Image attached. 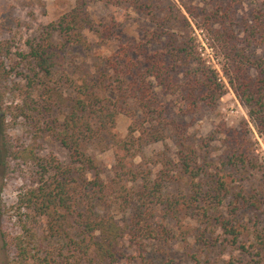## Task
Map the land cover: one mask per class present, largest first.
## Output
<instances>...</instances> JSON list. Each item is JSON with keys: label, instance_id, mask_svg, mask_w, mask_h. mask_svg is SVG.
Masks as SVG:
<instances>
[{"label": "trees", "instance_id": "trees-1", "mask_svg": "<svg viewBox=\"0 0 264 264\" xmlns=\"http://www.w3.org/2000/svg\"><path fill=\"white\" fill-rule=\"evenodd\" d=\"M208 19L219 23L214 34L224 52L229 83L264 132V55L260 53L264 50V0L250 21L236 22L231 10L219 4ZM91 24L87 1L76 0L57 24L50 25L40 40L30 45L28 54L35 68L28 83V99L35 106L30 103L29 109L39 107L37 88L44 109H67L63 122L52 129L70 152L68 164L40 157L25 147L12 151L4 139L6 113L1 105L4 83L12 70L7 65L9 43L0 40V172L10 156L37 168L30 172L32 185L18 199L20 209L31 210L20 219L23 232L5 239V246L15 253L14 264H114L123 240L139 245L149 240L183 241L172 230L186 217L206 227L194 235L196 245L205 250L196 248L191 255L195 264L217 262L212 261V246L207 242L210 225L221 227L225 241L248 256L244 264H264V226L257 222L247 225L241 218L244 211L264 207V166L261 177L253 178L259 179L261 190L249 191V179L242 176L252 171V177L256 168L247 156L233 152L215 164L207 142L179 131L152 82L154 79L165 88L181 86L182 103L191 112L198 103L214 105L223 96L225 87L218 72L203 65L186 40L163 51L148 53L141 48L138 58L130 47L118 45L92 78L71 84L63 76L62 84L53 81L71 44L89 47L85 30ZM238 31L244 33L243 39ZM56 32L63 38L59 42L54 40ZM193 62L199 65L185 75L188 80L178 79L181 68ZM69 87L71 93L66 92ZM122 115L131 123L126 137L120 139L115 130ZM20 116L28 118L30 114L24 109ZM170 130L178 134L173 157L167 145L153 157L143 155L147 144L166 142ZM234 137L239 138L238 134ZM90 144L112 151L109 173L88 152ZM235 175L240 177L235 179ZM42 222L44 236L35 227ZM246 232L252 235L251 244L245 239ZM50 243L59 246L50 247ZM141 264L154 263L143 260ZM225 264L242 262L231 258Z\"/></svg>", "mask_w": 264, "mask_h": 264}, {"label": "rangeland", "instance_id": "rangeland-1", "mask_svg": "<svg viewBox=\"0 0 264 264\" xmlns=\"http://www.w3.org/2000/svg\"><path fill=\"white\" fill-rule=\"evenodd\" d=\"M87 10L92 17V24L85 30L89 47L71 44L65 53L62 66L56 69L53 81L67 78L68 84L74 81L81 83L92 78L106 57L120 46H128L134 58L146 52L163 51L171 44L190 40L194 55L203 65L211 67L219 74L225 87V93L212 105L200 102L194 111L189 112L182 103L181 86L165 88L152 80L155 92L161 102L167 106L168 116L180 126L179 131H186L199 142H207V149L215 160V164L231 153L242 152L247 156L253 170L245 174L249 179L248 190H261L259 179L260 168L264 166V132L260 130L255 119L250 115L248 107L237 95L225 74L226 59L222 47L215 38L214 30L219 23L208 19L211 11L221 5L230 9L236 22L250 21L263 0H86ZM76 4V0H0V40L9 43L8 68L12 70L4 83L2 110L4 117V139L12 151L23 147L32 149L40 157L55 159L62 164L70 162V152L57 140L53 127L64 120L67 109L58 106L51 111L42 106V92L37 88V110L29 109L30 79L34 78L35 68L31 59L30 45L37 43L46 29L57 24L59 19L68 13ZM239 28H237L238 30ZM241 29V28H240ZM240 39L244 33L238 31ZM63 38L59 32L54 35L55 42ZM135 51V53H134ZM264 55V50L260 49ZM199 63H190L179 72V78L188 80L185 75L195 70ZM71 80V81H70ZM219 80V81H220ZM62 84V81L60 82ZM36 86V85H35ZM73 89L67 88L71 93ZM192 100L188 105H191ZM32 104V103H31ZM33 102L32 106L34 107ZM30 116H20L22 110ZM29 109V110H28ZM131 120L122 115L116 128L117 137H126ZM238 134L239 138H235ZM176 131L167 132L166 142H152L144 147L143 155L153 157L163 151L167 145L173 157L177 151ZM235 138V139H232ZM1 144V143H0ZM87 150L95 156L109 173L112 168L113 153L102 151L99 146L90 144ZM138 161L142 157L137 158ZM7 166L0 172V264H14L15 253L5 246V239H12L23 232L21 217L31 210L19 208L18 199L32 185L30 172L37 169L34 163H26L22 158L10 156ZM1 171V170H0ZM260 173V174H259ZM259 174V175H258ZM38 177V176H37ZM240 177L235 175L234 178ZM253 179V180H252ZM227 210V204L224 210ZM26 211V212H25ZM243 223L249 225L259 223L264 226V207L260 211H244ZM44 236L45 222L35 225ZM208 243L212 246V261L225 264L231 258L239 259L242 264L248 256L236 246L225 241L226 236L219 226L210 225ZM206 229L193 222L189 217L179 222L172 233L178 240L167 242L147 241L142 245L123 240L119 245L118 260L114 264H141L149 260L154 264H195L191 255L197 246L195 237L199 230ZM246 232V240L252 243V235ZM55 242V241H53ZM59 243H50V247ZM205 251V250H202ZM200 252V251H199Z\"/></svg>", "mask_w": 264, "mask_h": 264}]
</instances>
